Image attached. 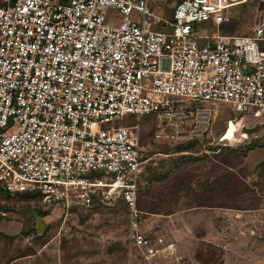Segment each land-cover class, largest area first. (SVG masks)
Segmentation results:
<instances>
[{"label":"built area","instance_id":"2783aa9c","mask_svg":"<svg viewBox=\"0 0 264 264\" xmlns=\"http://www.w3.org/2000/svg\"><path fill=\"white\" fill-rule=\"evenodd\" d=\"M0 0V191L91 209L123 206L127 246L145 260L175 246L141 228L139 121L162 129L174 104L264 115V0L250 34L198 36L247 0ZM120 20L110 24L108 13ZM173 124V123H171Z\"/></svg>","mask_w":264,"mask_h":264},{"label":"rangeland","instance_id":"374dc122","mask_svg":"<svg viewBox=\"0 0 264 264\" xmlns=\"http://www.w3.org/2000/svg\"><path fill=\"white\" fill-rule=\"evenodd\" d=\"M179 1L151 8L166 12ZM254 9L247 0L230 9L234 21L201 23L197 35L227 27L248 35ZM108 18L120 20L114 12ZM174 106L173 124L162 122V129L175 141L155 140L150 116L139 121L145 164L137 209L142 230L171 241L175 258L145 260L129 250L119 206L83 209L14 196L0 197V264H264V115L234 117L219 103Z\"/></svg>","mask_w":264,"mask_h":264},{"label":"trees","instance_id":"16d2710c","mask_svg":"<svg viewBox=\"0 0 264 264\" xmlns=\"http://www.w3.org/2000/svg\"><path fill=\"white\" fill-rule=\"evenodd\" d=\"M234 117H236L237 115L233 114ZM178 150H180V148H177ZM231 151V150H229ZM0 197H4V198H8L9 196L7 194H5L4 192L0 191ZM15 197H18V198H39L41 200V197L39 196V194H19V195H16ZM100 205H94L91 209H94L95 207H98ZM117 206L123 208V206L121 204H118ZM116 207V206H115ZM114 208V207H113Z\"/></svg>","mask_w":264,"mask_h":264},{"label":"crops","instance_id":"0c3cea01","mask_svg":"<svg viewBox=\"0 0 264 264\" xmlns=\"http://www.w3.org/2000/svg\"><path fill=\"white\" fill-rule=\"evenodd\" d=\"M156 3V2H155ZM245 4V3H244ZM244 4H242V5H244ZM239 6V5H238ZM235 7H237V6H235ZM171 8V7H170ZM170 8H167L166 10H168V9H170ZM234 8V7H233ZM155 12V11H154ZM155 13H158V12H155ZM231 14V13H230ZM229 15V14H228ZM228 20H226V21H234L233 19H232V17L230 18V17H228L227 18ZM225 21V22H226ZM224 22V23H225ZM224 23H222V24H224ZM220 26V25H219ZM229 30H231L230 28H228L227 27V29H225L224 30V32L223 33H219V34H222V35H233V34H231V33H228L229 32ZM212 33H215V32H212ZM209 34H211V33H209ZM235 35V34H234ZM171 242V241H170Z\"/></svg>","mask_w":264,"mask_h":264},{"label":"bare ground","instance_id":"6f19581e","mask_svg":"<svg viewBox=\"0 0 264 264\" xmlns=\"http://www.w3.org/2000/svg\"><path fill=\"white\" fill-rule=\"evenodd\" d=\"M240 6V5H239ZM260 114H262V113H260ZM243 115H246V114H243Z\"/></svg>","mask_w":264,"mask_h":264}]
</instances>
